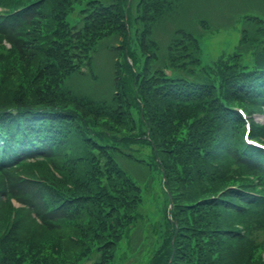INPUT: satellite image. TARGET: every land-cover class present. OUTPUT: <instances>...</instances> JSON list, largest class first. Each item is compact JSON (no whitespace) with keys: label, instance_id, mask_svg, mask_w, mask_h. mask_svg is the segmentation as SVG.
Returning a JSON list of instances; mask_svg holds the SVG:
<instances>
[{"label":"trees","instance_id":"obj_1","mask_svg":"<svg viewBox=\"0 0 264 264\" xmlns=\"http://www.w3.org/2000/svg\"><path fill=\"white\" fill-rule=\"evenodd\" d=\"M181 1L0 0L17 10L0 17V264H116L139 201L121 159L140 161L125 152L138 143L173 202L152 264H264V151L236 111L264 142V47L206 67L181 28L163 52L154 31ZM102 46L123 61L93 98L72 80Z\"/></svg>","mask_w":264,"mask_h":264},{"label":"rangeland","instance_id":"obj_2","mask_svg":"<svg viewBox=\"0 0 264 264\" xmlns=\"http://www.w3.org/2000/svg\"><path fill=\"white\" fill-rule=\"evenodd\" d=\"M180 5L182 8L178 7L173 12L167 25L161 22L154 31L158 30L155 37L163 52L175 31L181 28L191 31L197 39L203 65H211L219 57H228L234 53H240L242 61L249 62L257 51L263 49L264 20L249 21L248 14L254 9L258 15L264 16V0H183ZM196 21L202 22L203 30L196 29ZM117 60L109 49L102 46L93 59L96 79L77 74L72 85L81 94L107 98L111 93L109 90L114 86L113 66ZM254 118L260 124L264 123V115L254 114ZM125 152L143 159H121L123 167L140 184L142 196L138 219L120 244L117 264H152L156 251L162 247L164 238H167L165 216L168 202L165 187L159 171L152 174L145 163L146 160H152L149 146L130 145Z\"/></svg>","mask_w":264,"mask_h":264}]
</instances>
